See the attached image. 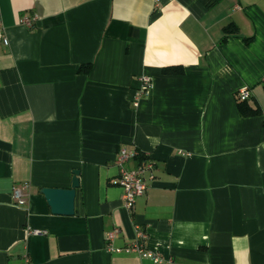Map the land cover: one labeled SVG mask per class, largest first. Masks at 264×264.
<instances>
[{"label":"crops","instance_id":"crops-1","mask_svg":"<svg viewBox=\"0 0 264 264\" xmlns=\"http://www.w3.org/2000/svg\"><path fill=\"white\" fill-rule=\"evenodd\" d=\"M0 12V264H159L108 249L107 233L119 229V249L137 227L172 264H264V0H0ZM142 75L153 86L135 106ZM242 87L260 113L241 112ZM122 147L154 162L131 210L113 182ZM76 176L75 213H54L42 188Z\"/></svg>","mask_w":264,"mask_h":264},{"label":"built area","instance_id":"built-area-1","mask_svg":"<svg viewBox=\"0 0 264 264\" xmlns=\"http://www.w3.org/2000/svg\"><path fill=\"white\" fill-rule=\"evenodd\" d=\"M27 24L30 23V19L27 18L24 20ZM0 37H4L5 41L8 43V39L3 34V25H2V15L0 12ZM141 81V89H139L136 92V95L134 97V105L139 106L141 103V98L146 96L150 89H152L153 86V79L150 75H142L140 77ZM238 98L240 100H246L251 97L250 90L247 87H242L238 91ZM142 152L139 151L137 148H129L128 147H122L116 158V163L120 168V173L116 177V179L113 180L115 184H119L124 189V203L126 208L131 210V208L134 206L137 198L139 196L144 195L148 188V183L145 180V173L148 172V170H152L154 168V162L153 160L148 157L147 155H142ZM140 159L139 164L134 168H128L127 164L132 159ZM14 197L17 200V202L20 204H25L26 198L23 192V189L20 187L14 188ZM119 229H114L113 231H110L107 233L106 239L108 241V249L109 250H117L119 251H125L127 253H138L142 257H149L154 259L155 262L159 264H172L173 261L170 259H165L160 254H158L155 251H151L148 249H145V246L143 245L142 241H146L147 233L140 227H137V238L135 241L132 242V244H128L123 248L116 249L114 248L112 242H114V238L116 233H118ZM35 233H41V230L35 229Z\"/></svg>","mask_w":264,"mask_h":264},{"label":"water","instance_id":"water-1","mask_svg":"<svg viewBox=\"0 0 264 264\" xmlns=\"http://www.w3.org/2000/svg\"><path fill=\"white\" fill-rule=\"evenodd\" d=\"M78 186L79 179L78 176H76L71 188L60 189L59 187H44L41 191L45 194L54 213L60 215L73 214L75 213V201Z\"/></svg>","mask_w":264,"mask_h":264},{"label":"trees","instance_id":"trees-1","mask_svg":"<svg viewBox=\"0 0 264 264\" xmlns=\"http://www.w3.org/2000/svg\"><path fill=\"white\" fill-rule=\"evenodd\" d=\"M218 1L219 0H201V2H203L207 7H211V6L215 5V4H217ZM225 30H227L229 32V31H232L233 29L231 28V26H227L225 28ZM90 69H91V64L90 63L83 64L80 67V71L84 72V73L89 72ZM163 72L167 73V75L168 74H182L183 67L181 65H169L168 67L166 66V67L163 68ZM245 101L246 100H240V103H239L241 112H243L244 115H254V114H257V113L261 112L259 108H252L251 109V107L244 106Z\"/></svg>","mask_w":264,"mask_h":264}]
</instances>
